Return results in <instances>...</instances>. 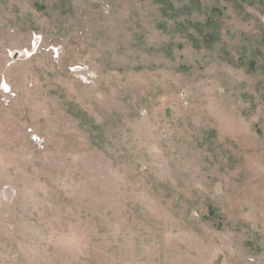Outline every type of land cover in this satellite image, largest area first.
<instances>
[{
    "label": "rangeland",
    "instance_id": "1",
    "mask_svg": "<svg viewBox=\"0 0 264 264\" xmlns=\"http://www.w3.org/2000/svg\"><path fill=\"white\" fill-rule=\"evenodd\" d=\"M0 264H264V0H0Z\"/></svg>",
    "mask_w": 264,
    "mask_h": 264
}]
</instances>
